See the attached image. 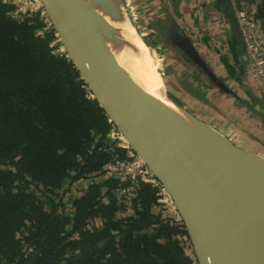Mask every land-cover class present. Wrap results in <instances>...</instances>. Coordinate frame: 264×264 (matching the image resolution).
<instances>
[{
	"label": "trees",
	"instance_id": "16d2710c",
	"mask_svg": "<svg viewBox=\"0 0 264 264\" xmlns=\"http://www.w3.org/2000/svg\"><path fill=\"white\" fill-rule=\"evenodd\" d=\"M231 2L253 8L246 11L264 28V0ZM214 5L228 20L227 0ZM13 10L0 0V264H198L153 175L125 194L105 177L109 164L136 153L89 90L43 4L19 18ZM228 46L237 62L245 47L232 35ZM221 62L240 78L228 56Z\"/></svg>",
	"mask_w": 264,
	"mask_h": 264
},
{
	"label": "water",
	"instance_id": "95a60500",
	"mask_svg": "<svg viewBox=\"0 0 264 264\" xmlns=\"http://www.w3.org/2000/svg\"><path fill=\"white\" fill-rule=\"evenodd\" d=\"M39 1L89 90L170 196L198 264H264V158L235 145L183 104L166 95L168 106L139 84L85 13L91 0ZM114 2L103 7L126 21L122 0ZM227 2L232 33L242 45ZM156 23L162 38L165 26L178 41L169 46L178 60L210 87L235 97L178 33L168 10L164 22Z\"/></svg>",
	"mask_w": 264,
	"mask_h": 264
},
{
	"label": "crops",
	"instance_id": "0c3cea01",
	"mask_svg": "<svg viewBox=\"0 0 264 264\" xmlns=\"http://www.w3.org/2000/svg\"><path fill=\"white\" fill-rule=\"evenodd\" d=\"M160 1L163 3L164 7L154 19L164 22L166 8L167 10H171L172 15L175 17L178 33L185 36L187 35L192 39L201 59L213 73L227 85L235 97L220 92L216 88H206L200 94L203 95V98L202 96H200V98L206 102L202 104L191 95L188 96L184 93L185 90L183 88L187 85V82L181 80L183 84V86H181L180 81L176 79L172 80L173 83L169 82V86L172 87V95L178 102L180 100L179 98H181L187 104L184 105L187 110L227 137L232 143L264 158V89L258 78L252 72V61L249 60L244 51L241 56H237V62H235L234 57L229 53L228 42H215V37L219 35L214 36L209 33H206V35L203 33L198 35L195 34L192 24L189 22L196 20L195 17L198 13L196 6H198V3L202 0ZM173 3H175L176 11L173 9ZM158 8L160 7H157V9ZM216 8L218 7H215L213 18L220 19V14ZM249 9L253 10V8ZM147 24H149V22ZM184 24L190 25L191 30H187V27L184 30L182 27ZM225 28L226 26H224V29ZM161 29L166 34L163 36V43L164 40H166L168 45L165 43L164 45L171 50V47H169L170 44L172 46L176 45L177 40H175L172 32L168 31L165 26H161ZM257 31L259 34L258 36L264 41V28L259 21ZM221 33H226L225 38H227V41L229 38V31L223 30ZM219 37L221 38L222 35ZM171 55V57H173L171 60L167 59L168 56L166 54L161 57L164 60L163 64L172 65L177 63V65L181 66L178 72L183 76L186 75L189 71L188 69L191 68H189L184 61L178 60L174 53ZM223 55L228 56L230 64H233L235 68V74H241L238 80L228 75L221 62V56ZM176 60L178 61L175 62ZM167 76L168 75H166V77ZM189 85L191 86V84ZM194 94L198 97L199 94L197 89Z\"/></svg>",
	"mask_w": 264,
	"mask_h": 264
},
{
	"label": "rangeland",
	"instance_id": "374dc122",
	"mask_svg": "<svg viewBox=\"0 0 264 264\" xmlns=\"http://www.w3.org/2000/svg\"><path fill=\"white\" fill-rule=\"evenodd\" d=\"M122 2H123V9L127 21L136 28L137 33L141 36L144 43L149 47L153 55L157 72H159L161 75L159 76L162 80L163 92L167 96L174 97L172 95V91H171L172 87L169 86V82L173 83L172 80L176 79L179 80L181 86H183L181 81L183 80L187 82V85L184 86L183 88L185 90L184 93H186L188 96L191 95L193 98H195V100H198L202 104H205L206 102L200 98V96H202L203 98V95L200 94L206 88H212V87L206 84L203 78H201L199 74H194L192 69H188L189 70L188 73L183 76L178 72L181 66L177 65V63L172 65L165 63L163 64L164 60L161 57L164 56L165 54L168 56L167 57L168 60L173 59V57H171L172 56L171 54L173 53L168 49L166 45H164V43L168 45V42L164 40L163 43V38L160 35V31L156 29L157 24H156V20L154 19L155 17H157V15H159L161 10L163 9L164 7L163 3L160 0H122ZM215 3L216 0H202L201 2H199L198 6H196V8L198 9V13L196 14L195 17L196 20L190 21L189 23L192 24L195 34L198 35L203 33L204 35H206V33L207 34L209 33L210 35H214V36L222 35L221 38L219 36L215 37V42L217 41L227 42L226 41L227 38H225L226 33H221L223 30H226L224 29V26L227 25L226 22L224 21V19L220 20L219 18H213L214 17L213 12H215V7H216V5H214ZM157 7L160 8L157 9ZM233 7L234 9H236L235 4H233ZM216 10L220 14V18H221V16H223L222 15L223 13H221V11L218 8H216ZM245 10H249V8H246ZM169 12L171 13V10H169ZM173 18L175 19L174 16ZM253 19L255 21V18ZM258 21H255L256 35H259L257 31ZM148 22L149 24H147ZM184 25L182 26L184 30L186 29V27L187 30L189 31L191 30L190 25H185V26ZM188 39L190 42H192L191 41L192 39L190 37ZM177 61L178 60H176L175 62ZM166 75L168 76L166 77ZM188 83L191 84V86ZM193 89L198 90V94H199L198 97L195 96L194 94L195 90ZM179 99H180L179 103H181L183 100L181 98ZM182 103L183 105H187L184 101Z\"/></svg>",
	"mask_w": 264,
	"mask_h": 264
},
{
	"label": "bare ground",
	"instance_id": "6f19581e",
	"mask_svg": "<svg viewBox=\"0 0 264 264\" xmlns=\"http://www.w3.org/2000/svg\"><path fill=\"white\" fill-rule=\"evenodd\" d=\"M106 1L91 0L84 8L91 23L107 40L117 54L119 63L134 79L150 94L166 105L172 106V102L163 92L162 80L149 47L144 44L141 36L127 20L121 22L120 14L109 12L103 7ZM114 3L117 5V0ZM249 217L250 212H245L244 220H248Z\"/></svg>",
	"mask_w": 264,
	"mask_h": 264
},
{
	"label": "built area",
	"instance_id": "2783aa9c",
	"mask_svg": "<svg viewBox=\"0 0 264 264\" xmlns=\"http://www.w3.org/2000/svg\"><path fill=\"white\" fill-rule=\"evenodd\" d=\"M3 3L14 5L12 15L19 18L27 10L36 8L37 0H3ZM244 47L252 61V72L260 80L264 89V41L255 33L253 17L243 8L236 11ZM153 175L145 162L136 155L132 159L115 161L107 166L105 177H111L120 184L121 194L132 190L139 181H146ZM165 191V190H164Z\"/></svg>",
	"mask_w": 264,
	"mask_h": 264
},
{
	"label": "flooded vegetation",
	"instance_id": "af4514ba",
	"mask_svg": "<svg viewBox=\"0 0 264 264\" xmlns=\"http://www.w3.org/2000/svg\"><path fill=\"white\" fill-rule=\"evenodd\" d=\"M231 1V0H230ZM231 6L233 7V3L231 2ZM234 8V7H233ZM228 13H229V11H228ZM223 15V14H222ZM235 17H236V20H237V25H238V28H239V23H238V19H237V16H236V14H235ZM221 19H224V21L226 22V24L227 25H225L226 26V30L225 31H229V36L230 35H232L233 37H234V35H233V33H232V29H231V26H230V21H229V17H228V20H226L225 18H224V15L223 16H221V18H220V20ZM175 20V19H174ZM175 22V21H174ZM157 24V23H156ZM239 30H240V28H239ZM240 33H241V30H240ZM160 35H161V33H160ZM162 36V35H161ZM186 37H187V39L189 38V36H187L186 35ZM235 38V37H234ZM236 39V38H235ZM241 39H242V44H243V46H244V42H243V37H242V33H241ZM192 41V40H191ZM236 41L238 42V40L236 39ZM227 42H228V40H227ZM191 44L193 45V47L195 48V46H194V44H193V41L191 42ZM196 49V48H195ZM205 63V62H204Z\"/></svg>",
	"mask_w": 264,
	"mask_h": 264
},
{
	"label": "clouds",
	"instance_id": "9594fccd",
	"mask_svg": "<svg viewBox=\"0 0 264 264\" xmlns=\"http://www.w3.org/2000/svg\"><path fill=\"white\" fill-rule=\"evenodd\" d=\"M235 10V14H236V10H238V9H234Z\"/></svg>",
	"mask_w": 264,
	"mask_h": 264
}]
</instances>
